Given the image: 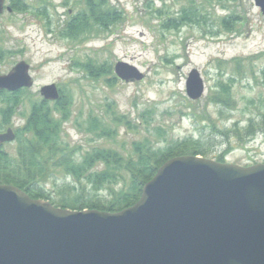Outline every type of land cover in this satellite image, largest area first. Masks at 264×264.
<instances>
[{
	"label": "rangeland",
	"instance_id": "rangeland-1",
	"mask_svg": "<svg viewBox=\"0 0 264 264\" xmlns=\"http://www.w3.org/2000/svg\"><path fill=\"white\" fill-rule=\"evenodd\" d=\"M6 5L13 11L0 15V73L24 60L35 84L20 91L7 125L0 99V134L8 128L16 134L33 103L43 99L41 87L55 83L60 100L69 103L68 115L56 117L64 120L62 138L77 150L76 158L98 146L128 154L132 142L145 137L165 144L193 136L210 152L208 158L264 163V14L255 0H6ZM189 10L196 21L176 26ZM107 12L109 26L95 16L102 20ZM76 16L87 20L74 23ZM120 60L137 66L144 79H119L114 67ZM88 64L111 67L112 73L91 76ZM193 69L205 83L198 100L186 94ZM50 106L55 109L56 102ZM147 109L153 110L149 125L140 118ZM117 113L142 123L135 129L119 125L114 139L85 131L90 115L109 122ZM251 120L254 131L247 135ZM157 127L165 129V140ZM227 128L239 134L226 138L217 131ZM3 145L16 155V139ZM63 182L71 178L57 172L47 188Z\"/></svg>",
	"mask_w": 264,
	"mask_h": 264
},
{
	"label": "water",
	"instance_id": "water-1",
	"mask_svg": "<svg viewBox=\"0 0 264 264\" xmlns=\"http://www.w3.org/2000/svg\"><path fill=\"white\" fill-rule=\"evenodd\" d=\"M255 3L264 14V0ZM114 73L125 82L145 77L123 60ZM34 84L24 60L0 73V91ZM40 93L60 99L55 83ZM186 94L191 100L205 94L198 69L188 75ZM15 139L12 128L0 134V143ZM0 264H264V163L171 158L140 199L119 212L64 209L0 184Z\"/></svg>",
	"mask_w": 264,
	"mask_h": 264
},
{
	"label": "trees",
	"instance_id": "trees-1",
	"mask_svg": "<svg viewBox=\"0 0 264 264\" xmlns=\"http://www.w3.org/2000/svg\"><path fill=\"white\" fill-rule=\"evenodd\" d=\"M111 13L118 16L116 12ZM95 16L98 17L97 21L107 26L112 22L109 12L102 15V20L98 14ZM194 21L196 16L189 10L184 11L178 21L174 22L179 26ZM86 67L94 77L112 73L111 67L96 68L93 64H88ZM222 89L226 99L229 100V91L224 87ZM22 90L0 91V99L2 98L1 100L6 104L1 109L5 125L10 122L20 103L19 95ZM55 102V109L51 108L50 101L45 99L33 103L24 126L16 132L18 148L14 157L0 143V184L18 186L31 197L49 200L64 209L119 212L134 205L140 199L144 185L169 159L187 154L204 157L210 154L201 140L193 136L177 140L172 138L166 140L165 144L145 137L134 140L128 154L114 147L98 146L76 158L77 150L71 148L62 138L64 120L56 117L61 115L65 118L68 115L69 103L60 99ZM189 102L193 103V101ZM152 114L153 110L147 109L140 114V118L149 125ZM141 123H134L126 114H112L109 122L90 115L85 131L98 138L114 139L118 135L119 125L135 129ZM253 127L254 121L251 120L246 127L247 135L253 133ZM156 129L159 135H164L165 140V129L162 127ZM217 131L226 138H230L232 132L239 134L235 129L230 128L217 129ZM216 159L223 162L221 155ZM57 172H62L66 177L71 178V182L55 183L52 189H48L47 184Z\"/></svg>",
	"mask_w": 264,
	"mask_h": 264
},
{
	"label": "flooded vegetation",
	"instance_id": "flooded-vegetation-1",
	"mask_svg": "<svg viewBox=\"0 0 264 264\" xmlns=\"http://www.w3.org/2000/svg\"><path fill=\"white\" fill-rule=\"evenodd\" d=\"M5 10L8 11V12L13 11V9H12L10 6L6 5V1H5L4 10H3L2 14L4 13ZM0 15H1V14H0ZM84 20H87V18H86V17H85V18H81V17H79V16H76L74 23H76V22H77V23H80L81 21H82V23H83ZM73 26H75V24L70 25L71 28H73ZM21 61H22V60H21ZM19 62H20V61H19ZM16 64H17V63H16ZM16 64H15V65H16ZM15 65H14V66H15ZM14 66H13V67H14ZM13 67H12V68H13ZM12 68H11V69H12ZM11 69H10V70H11ZM30 70H31V68H30Z\"/></svg>",
	"mask_w": 264,
	"mask_h": 264
}]
</instances>
